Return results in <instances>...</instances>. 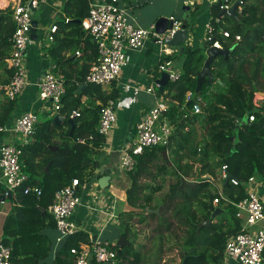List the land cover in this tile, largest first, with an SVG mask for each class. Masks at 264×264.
<instances>
[{
	"label": "trees",
	"instance_id": "trees-1",
	"mask_svg": "<svg viewBox=\"0 0 264 264\" xmlns=\"http://www.w3.org/2000/svg\"><path fill=\"white\" fill-rule=\"evenodd\" d=\"M228 1L233 3V0ZM223 3L224 0H220L213 8L210 24L214 39L229 53L216 57L211 64L213 79H206L199 95L202 96L201 113L193 115L191 109L198 96L194 95L196 76L205 61L209 42L199 49L184 48L180 57L176 55L175 60H180V66L177 65L179 78L168 82L162 93L157 91L158 96H174L183 113L171 116L174 131L168 145L145 149L134 157L135 167L127 173L130 184L126 190V203L132 211L118 217L121 236L127 240L124 248L120 252L117 250L121 264H146L143 258L148 256L147 252L135 249L140 229L157 233L160 241L168 233H174L182 244L180 253L184 264H223L227 239L240 232L232 203L245 197L249 178L264 181V98L261 105L254 104L255 97L264 93V0H242L235 10V17L218 18ZM63 12L69 21L59 28L68 32L63 37L55 34L52 48L60 42V50L74 51L78 46L74 35L83 31L80 24L73 21H81L87 16L88 0H67ZM228 19L232 20V26L223 23L231 22ZM13 30L10 10H0L1 61L10 52L8 39ZM223 32L228 33V37H224ZM236 36L240 39L235 40ZM86 44L92 63L97 57V48L91 41ZM88 70L87 66L77 82L86 84L84 78ZM68 80L64 83V106L58 112L64 120L57 126L52 120L37 123L32 141L22 147L23 170L29 180L9 201L12 208L5 218L0 240L10 249L12 264H75L71 249L78 250L91 241L87 233L77 231L57 242L59 233L48 212L54 193L69 185L72 179L82 185L95 178L98 164L93 156L105 144V139L97 132L99 116L96 113L90 116L89 111L72 117L74 127L69 135L71 125L66 120L80 105L79 97L73 96L76 85H71ZM82 93L97 94L103 99L102 107L115 98V91L105 95L101 86L92 84H86ZM98 110L100 107L94 111ZM167 115L170 117L169 113ZM250 116H253L251 122ZM6 118L7 115H0V127L5 125ZM195 124L203 130L200 142H197ZM49 146H55L57 150L51 151ZM163 151L166 157H163ZM223 166L226 176H231L237 183L228 181L220 194L215 183L224 181L220 179ZM187 179L198 184L193 188L182 185L181 181ZM25 187L39 189L40 195L25 194ZM0 191L2 193L3 188ZM215 198H219V209H230L231 222L219 214L209 227H203L197 233V225L208 220L215 209L212 205ZM179 203L181 207L177 214L181 215H172L174 206ZM147 210H158V213ZM177 227L184 228L180 238L175 233ZM160 244L156 250L157 259L153 255L152 260L151 256L148 264H155L159 256L161 259L162 242ZM159 261L162 264V259Z\"/></svg>",
	"mask_w": 264,
	"mask_h": 264
},
{
	"label": "built area",
	"instance_id": "built-area-1",
	"mask_svg": "<svg viewBox=\"0 0 264 264\" xmlns=\"http://www.w3.org/2000/svg\"><path fill=\"white\" fill-rule=\"evenodd\" d=\"M2 1L5 6L1 3ZM47 1L0 0V10H10V18L14 25V30L8 39L10 54L6 60L11 78L9 83L3 87L4 95L9 101H14L26 85L25 55L27 46L31 42V12L38 10ZM192 1L194 0H184V4L189 5ZM231 4L228 0H224L220 6L221 11H226ZM167 19L171 22V28L166 29L163 34H157L154 26L148 29L137 27L129 9L120 3V0H88V14L80 21V27L95 41L97 57L85 75V83L103 87L116 82L127 63L126 51H138L144 47L146 41L150 40L157 46L159 57H164L158 64L156 72L158 74L167 73L169 82L176 81L179 73L173 70L172 61L166 60L165 56L177 52L176 48L169 46V43L175 33L183 29V24L173 16ZM56 32V25L47 29L44 34L47 43H53ZM223 36L228 37V33L223 32ZM239 39L238 36L235 37V40ZM205 42L210 43L209 48L222 49L221 43L213 37V27L210 23L206 26ZM36 85L38 99L50 101L53 104V111L58 114L62 108L65 86L64 77L58 72L57 66L53 65L42 75ZM146 92L154 96L155 105L136 125L134 138L118 150V167L126 175L135 167V156L141 155L145 149L167 146L174 131L166 116L169 109L168 103L158 98L152 86L148 87ZM194 101L191 113L197 115L201 113L202 99L197 96ZM115 105L114 100H108L99 113L97 132L105 139V142L115 123ZM74 116L78 114L72 112L71 118ZM249 121H253V116L249 117ZM37 122V115L27 112L17 118L12 125L0 127V133H11L20 137L18 144H3L0 147V185L3 186L0 197L6 198L9 194L13 197L15 191L29 180L28 174L23 170L22 147L29 143ZM78 142L83 143V140H78ZM226 177L225 166H223L220 169V179L224 180ZM191 181L195 182L193 179ZM230 182L237 183L233 179ZM87 183L81 185L77 179H72L69 185L54 193L48 212L59 233L57 242L77 232V227L70 221V217L81 204L80 189ZM247 183L248 185L253 184L254 178H249ZM24 193L40 195V190L25 187ZM3 203L0 201V205ZM218 203L219 198H215L212 201L213 207H217ZM232 206L235 209V217L239 221L243 220V223L240 226V232L230 236L226 241L223 264H264V207L262 201L255 191L247 186L245 197L237 203H232ZM109 216L116 218L113 213ZM252 227L256 228L252 229ZM117 250L116 243L94 239L88 246H83L78 250L71 249L70 253L75 256V264H121ZM161 262L162 264H182L180 251L177 248L170 249L164 254ZM0 264H12L10 249L1 243Z\"/></svg>",
	"mask_w": 264,
	"mask_h": 264
},
{
	"label": "crops",
	"instance_id": "crops-1",
	"mask_svg": "<svg viewBox=\"0 0 264 264\" xmlns=\"http://www.w3.org/2000/svg\"><path fill=\"white\" fill-rule=\"evenodd\" d=\"M66 1L48 0L38 9L40 10L39 22L32 18V20L37 22V39L31 41L27 46L25 55L26 85L14 101H9L3 92V87L9 83L11 78V72L6 64L10 52H8L7 57L3 61L0 60V115H7V122L3 127L12 125L17 118L27 112L35 113L38 115L39 121L43 122L52 120L54 115L57 114L53 111V104L50 101H40L38 99V88L36 85L42 75L49 71L53 65H56L58 72L63 75L64 83L69 79L68 81L71 85H76L73 96L75 98L79 97L80 106L73 112H76L79 116L83 111L84 114L89 111L90 116L95 115V113L99 116L103 99L95 93L83 94L82 91L85 89L86 84L77 82L78 77L84 75L86 67L90 68L93 63L89 59L90 48L86 46V42L91 41L95 44L94 40L87 34L78 32V35H74L78 40L76 49L74 51H64L59 49L60 42H56V48H52L53 44L47 43L44 38L47 29L53 25L58 26L56 35L63 37V34L68 32H64L63 27L59 28V26H65L67 23L65 20L69 21L63 12V6ZM163 2L168 3L167 8L162 4ZM219 2L220 0H194L189 5H185L184 0H120V3L126 5L129 9L134 23L139 28L148 29L150 26H154L159 18L171 16L177 21L185 23L187 26L184 29L188 30V37L184 48L189 49H199L204 46L206 26L213 17V8ZM1 3L5 6L3 1ZM180 3L184 11L182 17L177 16L178 13L174 12ZM61 21H64V24L60 25ZM40 28L41 30H39ZM56 35H54V41ZM56 54L57 57H53ZM176 55L178 56V51L165 56V59L171 60L173 70L179 73L180 68L177 65L179 64L180 66V60H175ZM162 58L158 55L157 46L151 40L146 41L142 49L138 51H126L127 63L120 73L118 80L110 85L101 87L105 95H109L115 91V98L113 99L116 104L115 123L104 147L93 156V159L98 164L94 172L95 178L89 181L85 187L81 188V204L70 217V221L77 227V231L87 233L91 240L100 239L117 243L121 236L119 214L132 211L126 203V190L130 182L127 175L125 176L118 167V150L125 147L134 138L130 137L131 131L155 105L156 99L151 94H148L146 89L152 86L157 94L158 86L155 81L159 78L160 74H158V77H155V73H157L156 68ZM66 75H68L67 79ZM188 96L189 94H187L186 98ZM158 98L168 103L170 117H168V113L166 116L170 125H174L171 116L176 115L177 112L181 115L183 109L176 104L174 96L167 98L164 95L158 96ZM262 101V97L256 96L254 104L261 105ZM97 107H100V110L95 112L94 110ZM198 128L202 138L203 130L200 129L199 125ZM19 141L20 137L18 135L0 133V147L3 144L16 145ZM100 167L111 170L109 186L104 190H101L97 184V180L100 177ZM189 180L191 181L192 179ZM217 183H222V181ZM1 188H3L2 185H0ZM248 188L255 191L264 207V181L254 178V183L248 185ZM11 208L12 205L9 201H5L0 205V240L5 218L11 211ZM111 213L116 218H110L109 215ZM240 221L239 224L241 226L243 220ZM255 228L252 227V229Z\"/></svg>",
	"mask_w": 264,
	"mask_h": 264
},
{
	"label": "water",
	"instance_id": "water-1",
	"mask_svg": "<svg viewBox=\"0 0 264 264\" xmlns=\"http://www.w3.org/2000/svg\"><path fill=\"white\" fill-rule=\"evenodd\" d=\"M241 0H236L234 1L230 7L225 11H221L218 15V18L224 17V16H232L235 17V10L240 4ZM35 11L32 10L31 16H33ZM77 24H80L79 20L73 21ZM171 28V22L168 21L167 18H159L155 24H154V30L157 34H163L166 29ZM188 37V30L187 29H181L175 33L173 36L172 40L169 43V46L176 48L178 51V57H180L184 51V45L186 43ZM37 39V22L32 20L31 21V30H30V40L35 41ZM95 42V41H94ZM229 53V50L225 49H216V48H208L205 51V61L196 76V85H195V90H194V95H200L201 94V87L202 85L206 82V79L212 80L213 76L211 74V64L213 60L218 57V56H227ZM169 82V75L167 73H160L159 78L155 81L156 85H158V91L160 93L163 92L164 87L168 84ZM219 82V81H217ZM193 95V96H194ZM258 96H261L264 98V93H259ZM62 122V118L60 117L59 114H55L54 117L52 118V124L55 126L59 125ZM69 125H71V129L69 132V135L71 136L74 123L72 118H69L66 121ZM195 129H196V134H197V142L200 141L201 134L198 128V125L195 124ZM136 134V127L131 131L130 137H134ZM32 137L29 138V142L32 141ZM49 150L55 151L57 150L56 147L49 146ZM163 157H166V152H162ZM99 179L97 180L98 187L101 190H104L108 188L109 182L111 180V170L106 169L105 167H100L99 168ZM232 179L231 176H227L222 183H216L215 186L219 189L220 194H222V189L226 185L228 181ZM182 185H185L187 187L193 188L195 187L198 183L197 182H192L188 180H182L181 181ZM12 199V196L9 194L6 198L0 197L1 202L5 201H10ZM148 213H158V210H147ZM224 210L215 208L213 212L211 213L210 217L208 220H206L204 223H200L197 225V233L198 231L203 228V227H209L210 224L212 223V220L215 219L219 214H222ZM117 247H118V252H120L124 246L127 244V240L125 237L121 236L118 241H117ZM184 264V262L182 263Z\"/></svg>",
	"mask_w": 264,
	"mask_h": 264
},
{
	"label": "rangeland",
	"instance_id": "rangeland-1",
	"mask_svg": "<svg viewBox=\"0 0 264 264\" xmlns=\"http://www.w3.org/2000/svg\"><path fill=\"white\" fill-rule=\"evenodd\" d=\"M236 1V0H233V2ZM166 8L168 7V3L167 2H163L162 3ZM174 12L178 13L177 16H183L184 15V11L182 10V4H178L177 5V8H175ZM39 15H40V10H37L32 18L34 20H37L39 22ZM230 20V19H228ZM231 22L229 21H226V22H223L224 24H229V26H232V20H230ZM41 30V28L39 29ZM202 97V96H200ZM37 119H38V122L37 123H42L43 121H39V118H38V115H37ZM125 176L126 174L123 173ZM89 183V182H88ZM181 207V203L179 204H176L171 212L172 215H178L180 216L181 214H177V212L179 211ZM223 210V209H222ZM220 215H223L224 219L228 222H231V216H230V209H226L224 210V212ZM218 215V216H220ZM217 216V217H218ZM216 217V218H217ZM172 222L175 223V220H173ZM152 227H155V225H152ZM148 231L147 230H139V233H138V236H137V239H136V242H135V249L137 251H140V252H144L146 251L148 256L147 257H144L143 258V262H146V264H148V260L149 258L151 257V259L153 260V255L155 256V258L157 259V247L160 244V242H162V253H161V259H163V256H164V252H167L170 248H172L173 246L176 247L179 251H181V245L178 241V239L176 238L175 234L174 233H168L167 235L163 236L162 238V241H160L155 232H146ZM184 231V228H181V227H177V229L175 230V233L179 236V238L183 235L182 232ZM121 237V236H120ZM153 253V254H152ZM181 254V253H180ZM160 256L158 258V261L155 263V264H160ZM155 262V261H154ZM151 263V261H150Z\"/></svg>",
	"mask_w": 264,
	"mask_h": 264
},
{
	"label": "clouds",
	"instance_id": "clouds-1",
	"mask_svg": "<svg viewBox=\"0 0 264 264\" xmlns=\"http://www.w3.org/2000/svg\"><path fill=\"white\" fill-rule=\"evenodd\" d=\"M214 208H218V207H214Z\"/></svg>",
	"mask_w": 264,
	"mask_h": 264
}]
</instances>
